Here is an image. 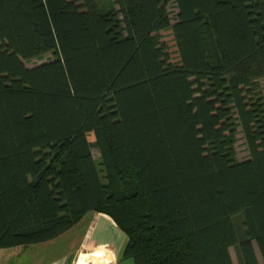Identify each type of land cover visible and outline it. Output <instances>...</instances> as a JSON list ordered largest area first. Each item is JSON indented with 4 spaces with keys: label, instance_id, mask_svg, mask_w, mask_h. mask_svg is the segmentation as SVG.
Segmentation results:
<instances>
[{
    "label": "trees",
    "instance_id": "1",
    "mask_svg": "<svg viewBox=\"0 0 264 264\" xmlns=\"http://www.w3.org/2000/svg\"><path fill=\"white\" fill-rule=\"evenodd\" d=\"M116 4L0 0V249L96 211L134 264H259L264 0Z\"/></svg>",
    "mask_w": 264,
    "mask_h": 264
},
{
    "label": "crops",
    "instance_id": "2",
    "mask_svg": "<svg viewBox=\"0 0 264 264\" xmlns=\"http://www.w3.org/2000/svg\"><path fill=\"white\" fill-rule=\"evenodd\" d=\"M126 242L110 216L88 211L50 240L0 249V264H121Z\"/></svg>",
    "mask_w": 264,
    "mask_h": 264
},
{
    "label": "rangeland",
    "instance_id": "3",
    "mask_svg": "<svg viewBox=\"0 0 264 264\" xmlns=\"http://www.w3.org/2000/svg\"><path fill=\"white\" fill-rule=\"evenodd\" d=\"M98 5H99L100 9H102V10H107V9H110V8H114V9L118 8V6L116 4V0H98ZM166 9H167V11L170 14V17L172 19V23H174L175 18H176L175 16H176V13H177V8H176V5H175L174 1H170L167 4ZM165 38H166V42L168 43V47H169L168 50L171 53L172 58H174L175 57L174 43L172 42V40L170 38H168L167 35H165ZM52 58H53V54L51 52H49V53L44 54L40 58H33V59L29 60V61H24V64L27 67H34L36 65H39V64H41L43 62H46V61L52 59ZM260 83H261L262 90H264V79H262L260 81ZM88 139H89V141H93L94 140V136H93L92 133L89 134ZM235 150H236L237 160L243 161V160H246L249 157V153H248V150H247V148L245 146V143H244V140L242 138V134L241 133H239L237 135V142L235 144ZM92 154H93V157H94L95 161L98 163L99 167L101 168V165H100V162H101L100 154H99V151L95 147L92 148ZM234 221H235V224L237 225V227L240 228V231L237 229L238 236H240V234H242V233L244 234V226L242 224L241 216H236L234 218ZM255 251H256V256H257L259 264H264V261H262V258L260 256L256 246H255ZM229 252H230L233 264H239L236 247L234 245L230 246ZM121 264H134V263H133V260L131 258H125V259H122Z\"/></svg>",
    "mask_w": 264,
    "mask_h": 264
}]
</instances>
